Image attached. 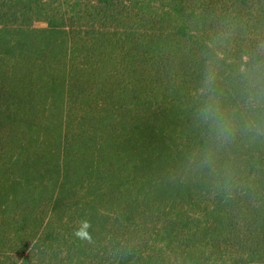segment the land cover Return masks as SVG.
I'll use <instances>...</instances> for the list:
<instances>
[{
	"label": "clouds",
	"instance_id": "obj_1",
	"mask_svg": "<svg viewBox=\"0 0 264 264\" xmlns=\"http://www.w3.org/2000/svg\"><path fill=\"white\" fill-rule=\"evenodd\" d=\"M261 50H264V44L257 46L256 56L262 54ZM239 74L246 82L243 104L239 108L229 110L222 106L213 87L216 77L212 72L206 74L203 87L199 90L201 95L207 96L199 110V118L210 125L219 143L230 142L238 132L264 135V122L247 115L264 111V60L254 59L249 55L243 56ZM87 227L86 224L85 228ZM77 235L88 238L85 230L78 231Z\"/></svg>",
	"mask_w": 264,
	"mask_h": 264
}]
</instances>
